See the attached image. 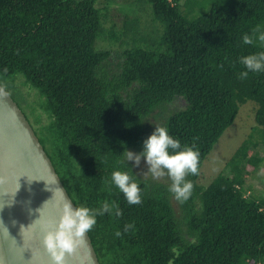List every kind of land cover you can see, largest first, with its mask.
I'll use <instances>...</instances> for the list:
<instances>
[{"label":"trees","instance_id":"16d2710c","mask_svg":"<svg viewBox=\"0 0 264 264\" xmlns=\"http://www.w3.org/2000/svg\"><path fill=\"white\" fill-rule=\"evenodd\" d=\"M257 29L264 0H0V85L14 100L1 79L17 77L43 98L35 129L17 106L74 205H115L88 232L99 264H264V193L247 194L264 162V72L240 77V57L264 51ZM247 102L251 133L200 184ZM156 126L199 153L183 202L167 176L126 164ZM114 170L133 175L141 203H127Z\"/></svg>","mask_w":264,"mask_h":264},{"label":"water","instance_id":"95a60500","mask_svg":"<svg viewBox=\"0 0 264 264\" xmlns=\"http://www.w3.org/2000/svg\"><path fill=\"white\" fill-rule=\"evenodd\" d=\"M61 197L75 206L30 123L0 85V264H51L40 222L33 221L39 213L58 220ZM65 264H99L88 233Z\"/></svg>","mask_w":264,"mask_h":264},{"label":"clouds","instance_id":"9594fccd","mask_svg":"<svg viewBox=\"0 0 264 264\" xmlns=\"http://www.w3.org/2000/svg\"><path fill=\"white\" fill-rule=\"evenodd\" d=\"M256 39L264 44V30L257 29ZM243 42L251 44L253 41L251 37L245 35ZM240 62L246 69L240 73V77L247 76L249 72H264V51L240 57ZM124 153L126 164L131 161L133 167H139L143 159L147 166L146 172L154 179L167 176L171 180L169 191L178 201L183 202L191 195L193 184L186 176L198 172L199 153L194 147L186 145L182 147L179 139L169 135L166 126L154 127L151 134L142 141L141 151L125 150ZM128 169L132 172L130 167ZM111 183L123 193L127 203H141V188L129 171L114 170L111 173ZM56 191H61V188L57 187ZM61 201L63 202L60 204L58 220L41 219L39 213V217L33 221L40 222L43 233L41 243L51 264H65L66 255H72L83 245L85 235L97 223V216L111 212L115 207L107 201L98 208H90L84 204L73 206L63 197ZM116 215H120L118 209ZM132 227L133 225L126 224L125 231ZM3 230L8 232L4 225ZM116 235L119 236L120 232L117 231Z\"/></svg>","mask_w":264,"mask_h":264},{"label":"rangeland","instance_id":"374dc122","mask_svg":"<svg viewBox=\"0 0 264 264\" xmlns=\"http://www.w3.org/2000/svg\"><path fill=\"white\" fill-rule=\"evenodd\" d=\"M115 8L116 6L110 7V17L112 21L119 22L120 19L118 13L115 11ZM1 83L12 94L15 102L24 111L28 120L35 129L36 125L34 122L41 117L39 106L42 103L43 98L39 96L35 89L30 86H28L29 88L25 87L23 82L21 80L19 81L17 77L11 80L1 79ZM252 103L253 102H247L240 107L237 118L234 120L233 124L224 131L217 143L213 146L210 154L204 160L199 170L198 179L200 184L207 185L218 174L224 172L227 159L232 156L242 141L251 133L250 128L255 125V105ZM184 104V101H179L176 103V106L183 107ZM41 126L42 124L39 128ZM260 153H263L261 148ZM146 167L145 163H140L139 169L143 176L149 174L146 172ZM256 176H258V179L247 180V185L249 187L247 194L250 192L254 194L264 193V187L260 184V178L264 180V162L262 168L256 172Z\"/></svg>","mask_w":264,"mask_h":264}]
</instances>
